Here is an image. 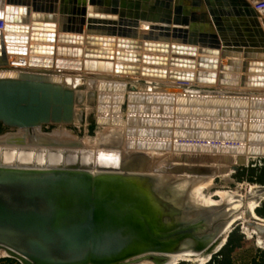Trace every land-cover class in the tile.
Here are the masks:
<instances>
[{
  "label": "bare ground",
  "instance_id": "bare-ground-1",
  "mask_svg": "<svg viewBox=\"0 0 264 264\" xmlns=\"http://www.w3.org/2000/svg\"><path fill=\"white\" fill-rule=\"evenodd\" d=\"M94 1L92 5L110 7L109 11L89 9L88 0H85L83 17L78 13L74 23L68 19L66 23H60L62 27L75 28V31H67L58 29V21L52 30L46 29L44 24H34L46 22L36 18L37 13L45 12L35 8H44L48 0H30L26 13L6 11L7 6L17 4L0 0V60L6 61L5 66H0V76L38 77L72 91V120L75 117L79 120L77 106L89 104L94 97L95 120L102 130L96 136L97 140L117 141L120 138L118 151L144 154L143 160L150 162L144 164L145 168L163 178L168 175L177 178L172 180L176 182L175 192L184 193L194 207L213 208L217 210L216 218L235 213L206 251L195 253L184 248L170 254L154 255L166 258L164 264L183 261L206 264L210 255L226 243L236 222L250 220L258 222L257 225L264 224V219L256 214L264 197L246 201V197L260 186H247L244 191H232L226 186L214 193L207 191L215 178L227 182L235 167L264 157L249 151L253 147L264 148V140L250 139L252 134L264 136V0L253 4L245 0L249 7L225 5L221 0V8L213 1L209 7L216 12V25L197 21L199 24L193 26L195 29L188 26L175 31V36L172 30L164 32L162 27L142 22L140 18L135 21V9L127 7L134 5L135 0H125L124 8L118 0L115 13L111 12L110 4L97 3L104 0ZM82 2L58 0L57 18L64 9L81 12ZM137 2L142 3L141 0ZM203 5L205 3L201 7ZM192 8L189 4L186 9L191 11ZM121 10L125 12L123 16L119 15ZM15 16H21V22L14 20ZM4 24L12 25L13 29H4ZM21 25L27 26V32L20 29ZM255 26H259L261 32L258 30L251 42L248 36ZM78 27L81 32L76 31ZM87 28L106 33H87ZM134 28L141 38L131 36ZM164 33H169L168 39L162 38ZM48 34H52L53 40L44 38ZM153 34L158 37L154 39ZM5 36L12 41L6 40ZM20 36H27V41H19ZM201 38L213 45H199ZM145 42L151 47H145ZM10 46L16 50H9ZM19 47H25L26 51ZM49 48L53 50L49 52ZM78 49L80 52L75 51ZM143 56L149 57L148 60ZM143 68L152 73H146ZM186 73L191 77H183ZM81 81L85 84L84 91L73 90ZM139 82L145 83L144 91L127 90L129 83L138 86ZM126 103L127 109L123 113ZM68 134L64 132L58 138L73 139ZM159 154L160 160L167 159L169 170L164 164L151 169L155 164L151 160ZM238 156H243L244 164L237 162ZM173 160L176 163L170 167ZM164 168L171 172L165 175L161 172ZM213 197L219 200L214 201ZM255 243L259 248L257 240ZM7 255V250H0V258ZM145 256L139 257L142 258L139 264H153Z\"/></svg>",
  "mask_w": 264,
  "mask_h": 264
},
{
  "label": "water",
  "instance_id": "water-1",
  "mask_svg": "<svg viewBox=\"0 0 264 264\" xmlns=\"http://www.w3.org/2000/svg\"><path fill=\"white\" fill-rule=\"evenodd\" d=\"M48 1L44 8H35L45 12L37 13L36 18L46 22L34 24H44L46 29L52 30L58 21V29L75 31V28L62 27L60 23H66L67 19L74 23L78 13L83 17L85 0L81 12L64 9L58 18V0ZM117 1L97 3L110 4L111 12L115 13ZM124 1L120 0L122 8ZM137 1L127 6L135 9V21L140 18L178 25L172 28L173 33L188 26L195 29L193 26L199 24L197 21L216 25V12L209 6L214 1L222 7L221 0H141V4ZM222 1L225 5L249 7L245 0ZM94 2L88 0L89 9L109 11L110 7L94 6ZM9 3L17 6H7L6 11L26 13L30 0H9ZM202 3L206 8L201 7ZM189 4L193 8L188 12ZM123 14L125 12L121 10L119 15ZM15 19L21 22L22 17L15 16ZM262 23L264 25V20ZM3 28L13 29L9 24H4ZM162 28L167 32L168 28ZM20 29L28 30L22 25ZM251 30L253 33L249 34L248 40L253 42L251 37L257 35L260 27ZM76 31L81 32V27ZM95 31L106 33L86 30L87 33ZM131 36L142 37L135 28ZM8 37L4 38L12 41ZM152 37L158 36L153 34ZM44 38L53 40L52 34ZM162 38L168 39L169 33H164ZM203 38L199 45H213ZM19 41L26 42L27 36H20ZM144 46L151 47L146 42ZM12 49L16 50V47L10 46L9 50ZM19 49L26 51L25 47ZM49 49V52L53 50ZM75 51L80 52L79 49ZM148 58L143 56L145 60ZM5 65L6 61L0 60V66ZM247 65L251 66V63ZM142 70L152 73L146 68ZM188 75L183 77H191ZM73 97L72 91L38 77L0 76V124L16 130L0 136V250L8 252L2 258L16 260L19 264H139L142 259L139 257L146 255L153 264H164L166 258L154 255L170 254L184 248L199 253L210 248L235 213L216 218L217 210L194 207L184 193L175 192L176 182L172 180L177 178L150 173L144 166L150 164L147 159L143 160L144 154L118 151L120 138L117 141L98 139L95 149H90L79 140H65L37 130L43 124L71 122ZM250 139L264 140V136L252 134ZM249 151L264 155V148L253 147ZM237 162L242 164L243 156H238ZM160 164L167 168V159H161L151 169ZM165 168L161 172L167 175L166 172L171 171H165ZM238 169L235 167L234 171ZM262 197L264 186L248 195L246 201ZM258 231L263 235L264 226L258 225ZM223 246L215 250L208 261Z\"/></svg>",
  "mask_w": 264,
  "mask_h": 264
},
{
  "label": "rangeland",
  "instance_id": "rangeland-1",
  "mask_svg": "<svg viewBox=\"0 0 264 264\" xmlns=\"http://www.w3.org/2000/svg\"><path fill=\"white\" fill-rule=\"evenodd\" d=\"M250 2V0H247ZM255 1H261V0H251V2ZM142 22H147L151 23L152 25L154 24L155 26H160L164 28H168L167 31L172 30V28L179 27L178 25H173V24H165L159 21H145L141 20ZM166 29H163V31ZM166 32V31H164ZM173 32V31H172ZM24 66V65H23ZM0 69H2L0 67ZM82 79V78H81ZM80 80V78H79ZM84 80V79H83ZM145 83L139 82L138 86H132L130 83L128 84L127 90L129 92H136V91H144L145 90ZM85 84L84 81L81 83L76 84L73 87V90L75 91H84ZM88 99L85 97V102H87ZM89 104H82L77 106V111L76 113L78 114L79 120L76 119V114H75V120H72V123H53V124H46V125H41L39 126V131L43 133H48L53 136V133L56 130V133H54V137H58L59 134H62L64 132L69 133L71 138L77 139L82 141L84 146L87 148H94L96 142H97V137L101 132V128L97 125V122L95 120V99L94 97L88 101ZM89 111L87 112V110ZM123 113H125V110L127 109V103L123 106L122 108ZM62 132H61V131ZM101 130V131H100ZM59 131V132H58ZM16 132L14 129H10L8 127L3 126L0 124V136H3L8 133ZM100 132V133H99ZM99 133V134H98ZM96 140V141H95ZM91 146H89V145ZM163 153V152H162ZM153 158V156H151ZM158 158V160H157ZM159 158H162V156L156 155L151 161H155V164L160 161ZM157 160V162H156ZM185 162V160H183ZM176 163V161H170L169 166L172 167ZM236 168H239L238 171H234V173L229 176V179L227 182H224L220 178H215L213 182V186L209 188L207 191H211L214 193V191L218 190L221 187L228 188L229 190L232 191H244V189L247 186H264V157H259L255 160H250L249 163L245 166H238ZM204 169V168H203ZM209 169V168H206ZM199 172V171H198ZM228 185V186H227ZM214 201H218L219 199L217 197H213ZM257 211H260V213L264 214V201L261 203L260 208L257 209ZM261 218V217H260ZM258 223V222H257ZM256 221H250V220H242L236 222V224L233 226V229L231 233H236L237 236L241 235L245 240H247V245L240 249L238 252H236L233 255V264H249L251 259L256 255L257 250H264V234L260 233L258 231V225ZM264 226V224H262ZM252 236L255 240H257V245L259 248L256 246L255 241L248 240L247 236ZM259 241V242H258ZM5 258H0V264H16L15 262H9L4 260ZM7 259V258H6ZM9 259V258H8ZM13 260V259H12ZM16 261V260H15ZM179 264H197L195 262L191 261H186V262H179Z\"/></svg>",
  "mask_w": 264,
  "mask_h": 264
},
{
  "label": "trees",
  "instance_id": "trees-1",
  "mask_svg": "<svg viewBox=\"0 0 264 264\" xmlns=\"http://www.w3.org/2000/svg\"><path fill=\"white\" fill-rule=\"evenodd\" d=\"M256 214L264 219V214L260 213V211L256 210ZM252 239L255 241L253 237L248 240ZM247 243V240H245L243 236H237L236 233H230L225 245L218 253L213 255L206 264H233V255L240 249L244 248ZM4 260L19 264L17 261L12 259L5 258ZM249 264H264V250H257L256 255L251 259Z\"/></svg>",
  "mask_w": 264,
  "mask_h": 264
},
{
  "label": "crops",
  "instance_id": "crops-1",
  "mask_svg": "<svg viewBox=\"0 0 264 264\" xmlns=\"http://www.w3.org/2000/svg\"><path fill=\"white\" fill-rule=\"evenodd\" d=\"M247 1V0H246ZM250 2H251V0H250ZM252 4H253V2H251Z\"/></svg>",
  "mask_w": 264,
  "mask_h": 264
}]
</instances>
